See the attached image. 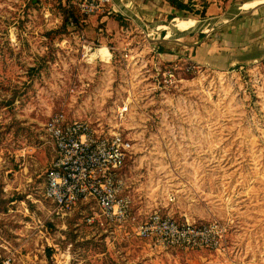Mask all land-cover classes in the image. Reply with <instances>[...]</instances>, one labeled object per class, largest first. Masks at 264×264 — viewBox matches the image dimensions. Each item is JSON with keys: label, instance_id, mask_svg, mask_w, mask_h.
<instances>
[{"label": "rangeland", "instance_id": "1", "mask_svg": "<svg viewBox=\"0 0 264 264\" xmlns=\"http://www.w3.org/2000/svg\"><path fill=\"white\" fill-rule=\"evenodd\" d=\"M192 1L212 3L173 18L165 0H112L79 9L76 25L65 0H0V252L13 264H264V35L245 15L182 28L179 16L212 23L240 0ZM58 110L130 137L123 225L93 199L60 214L44 196L54 147L43 125ZM154 210L222 221L227 236L155 247L133 233Z\"/></svg>", "mask_w": 264, "mask_h": 264}, {"label": "built area", "instance_id": "2", "mask_svg": "<svg viewBox=\"0 0 264 264\" xmlns=\"http://www.w3.org/2000/svg\"><path fill=\"white\" fill-rule=\"evenodd\" d=\"M81 11L91 12L112 0H67ZM174 65L163 75L175 80ZM125 106H118L122 115ZM54 154L45 171L44 196L64 214L79 201L93 199L98 212L115 224L130 218L129 198L123 194L122 169L132 150L130 137L118 129L103 130L83 119H72L64 111L51 113L44 122ZM91 220L92 217H89ZM133 233L149 240L155 247L218 248L227 236L224 222L213 219L206 223L181 221L170 213L154 210L133 227ZM11 252H0V264H13Z\"/></svg>", "mask_w": 264, "mask_h": 264}, {"label": "crops", "instance_id": "3", "mask_svg": "<svg viewBox=\"0 0 264 264\" xmlns=\"http://www.w3.org/2000/svg\"><path fill=\"white\" fill-rule=\"evenodd\" d=\"M244 0H240V1H238V2H235V5L234 6H232V8H230V9H228V10H226L225 12H233V15L231 16V17H229V18H226L225 20H231V19H236V17H234V14L237 12V11H239V8H247V7H251V6H253V5H256V4H258V3H260V2H262V3H260L259 4V6L252 12V13H250V14H248V15H245V16H248V17H252L253 19H255L257 22H258V24H257V26H258V28H260V35H264V0H254L253 2H251L249 5H244L245 3H243L242 5H240L242 2H243ZM211 3L212 2H209V4L206 6V13H207V9L210 7V5H211ZM214 4H216L217 6H218V3H217V1H215L214 2ZM144 5H145V7H147V6H149V2H146L145 1V3H144ZM126 6V5H125ZM139 10H140V8H139ZM132 11L136 14V15H138L135 11L136 10H133L132 9ZM213 11V10H212ZM224 12V13H225ZM174 18V17H173ZM178 18V20H179V26H181L182 28H184V25L183 24H181L180 25V19H181V21L183 20V22H185L186 20H187V26H188V24H190V25H199V26H205L206 25V23H208L209 21L208 20H204V21H197V19H195V18H191V17H181V16H179V17H177ZM176 18V19H177ZM210 20L212 19V18H209ZM222 20V19H221ZM223 21V20H222ZM221 21V22H222ZM182 22V23H183ZM215 21L213 20V22H212V24H211V26L213 25L214 26V23ZM158 24V23H157ZM157 24L155 25V27H157ZM161 26H163L164 24H162V23H159ZM186 26V27H187ZM198 27V26H197ZM206 27H208V26H206ZM180 29V28H179ZM192 29V28H191ZM181 31V30H180ZM262 42V44H264V36H263V40L261 41Z\"/></svg>", "mask_w": 264, "mask_h": 264}, {"label": "trees", "instance_id": "4", "mask_svg": "<svg viewBox=\"0 0 264 264\" xmlns=\"http://www.w3.org/2000/svg\"><path fill=\"white\" fill-rule=\"evenodd\" d=\"M165 1H167L168 4L172 6L173 9L176 11V14H171L170 17H173L177 14H180L183 16L188 15L189 11L191 10L194 11L195 13L200 14L201 16H204L205 11H206V7H204V9L202 10H198L197 8L193 7L195 4V1H192V0H165ZM65 3L68 5L67 7L63 8L64 16H65V23L69 22V23L77 25L79 21L81 20V14L79 12V8L73 2L68 3V1L65 0Z\"/></svg>", "mask_w": 264, "mask_h": 264}, {"label": "water", "instance_id": "5", "mask_svg": "<svg viewBox=\"0 0 264 264\" xmlns=\"http://www.w3.org/2000/svg\"><path fill=\"white\" fill-rule=\"evenodd\" d=\"M244 1H247V0H244ZM243 1V2H244ZM123 2V1H122ZM262 3V2H260ZM258 3L257 5H254L252 7H248V8H239V11H237L235 14H234V17H237V16H240V15H248L250 13H252L258 6L259 4ZM127 6V5H126ZM121 9V7H120ZM127 9L129 10V12L131 13L132 17L134 18H138V16L132 11V9H130L129 7H127ZM130 15V14H129ZM233 15V12H225L222 14V16H220V18H218V20H221L222 18L226 19V18H229ZM217 17V16H216ZM219 17V16H218ZM222 17V18H221ZM209 18H213V17H209ZM222 19V20H223ZM214 21H217V20H214ZM151 40H154L155 42H165L168 40V38H166L165 36H162V37H158V38H150ZM177 40V39H176Z\"/></svg>", "mask_w": 264, "mask_h": 264}, {"label": "bare ground", "instance_id": "6", "mask_svg": "<svg viewBox=\"0 0 264 264\" xmlns=\"http://www.w3.org/2000/svg\"><path fill=\"white\" fill-rule=\"evenodd\" d=\"M257 5V4H256ZM252 7V6H251ZM121 8L123 9V10H125V8H127L126 6L125 7H123V5L121 4ZM248 8V7H247ZM127 11H128V9H126ZM204 21V20H203ZM220 21H222V20H217V21H215L214 23L215 24H217V23H219ZM208 24V26H210L212 23L210 22V23H207ZM214 24V25H215ZM195 27H197L196 25H188L187 26V28H189V29H191V28H195Z\"/></svg>", "mask_w": 264, "mask_h": 264}]
</instances>
